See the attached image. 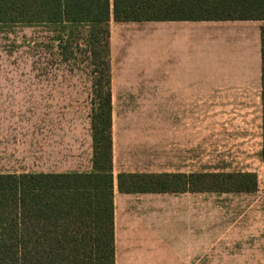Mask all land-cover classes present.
I'll return each instance as SVG.
<instances>
[{
	"label": "rangeland",
	"instance_id": "1",
	"mask_svg": "<svg viewBox=\"0 0 264 264\" xmlns=\"http://www.w3.org/2000/svg\"><path fill=\"white\" fill-rule=\"evenodd\" d=\"M150 25L154 26L110 22L114 109L122 110L130 97L116 95L113 78L140 70L144 46L139 44L154 41L145 33ZM56 37L47 25L0 27V173L93 170L90 115L96 76L80 51L63 58ZM131 114L144 116L140 126L147 130L138 147L143 157L137 169L181 172L186 165L178 149L164 148V158L159 159L155 113L119 111L116 120ZM263 114L264 110L190 113L195 122V173L258 175L254 192L196 193V234L202 237V246L247 247L264 253Z\"/></svg>",
	"mask_w": 264,
	"mask_h": 264
},
{
	"label": "trees",
	"instance_id": "2",
	"mask_svg": "<svg viewBox=\"0 0 264 264\" xmlns=\"http://www.w3.org/2000/svg\"><path fill=\"white\" fill-rule=\"evenodd\" d=\"M262 20L264 0H0V27L47 25L95 74L93 170L0 173V264H115L110 22ZM264 103V26L261 28ZM98 76V77H97ZM264 138V114H263ZM260 157L264 161V140ZM123 192H254V172L120 173Z\"/></svg>",
	"mask_w": 264,
	"mask_h": 264
},
{
	"label": "crops",
	"instance_id": "3",
	"mask_svg": "<svg viewBox=\"0 0 264 264\" xmlns=\"http://www.w3.org/2000/svg\"><path fill=\"white\" fill-rule=\"evenodd\" d=\"M144 23L154 24L145 27V33L154 41L139 44L144 46L140 70L113 78L118 86L116 95L130 97L129 103L120 106L122 110L112 108L115 264H264V253L261 255L257 249L202 246L203 239L196 234L197 192L121 191L117 182L120 173L172 171L137 169L143 157L138 147L147 132L140 126L144 116L131 114L116 120L115 115L119 111L155 113L160 152L156 157L163 159L164 148L172 146L186 165L175 173L195 174L196 134L190 113L264 110V21Z\"/></svg>",
	"mask_w": 264,
	"mask_h": 264
}]
</instances>
